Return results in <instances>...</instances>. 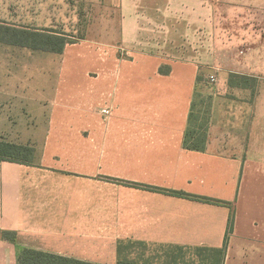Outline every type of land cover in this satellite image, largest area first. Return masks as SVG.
<instances>
[{
	"label": "crops",
	"instance_id": "crops-1",
	"mask_svg": "<svg viewBox=\"0 0 264 264\" xmlns=\"http://www.w3.org/2000/svg\"><path fill=\"white\" fill-rule=\"evenodd\" d=\"M220 4L152 0V54L126 61L109 50L98 61L89 53L46 103L36 96L5 104L0 137L39 152L25 164L0 160V264H18L22 249L118 264L145 257L141 248L152 264L208 263L224 247L230 207L169 191L236 207L223 264H264V54L232 58V18ZM209 24L218 77L208 93L206 149L195 151L184 140L196 93L205 92L202 69L173 55L186 51L184 40L203 39ZM260 36L255 24L244 33ZM232 74L250 81L230 86Z\"/></svg>",
	"mask_w": 264,
	"mask_h": 264
},
{
	"label": "rangeland",
	"instance_id": "rangeland-1",
	"mask_svg": "<svg viewBox=\"0 0 264 264\" xmlns=\"http://www.w3.org/2000/svg\"><path fill=\"white\" fill-rule=\"evenodd\" d=\"M217 1L221 3L222 16L232 18L228 27L233 35L227 40L232 48V58L237 61L244 54L256 51L264 54L261 36L258 40L244 38L245 30L253 24L264 31V0ZM134 3L136 0H0V21L56 31L73 43L61 55L0 43V112H9L5 104L16 98L31 103L32 98L39 96L46 103L54 96L58 82L67 78L70 68L77 64L84 67V59L89 53H95L98 61L109 50L116 51V56L126 61H132L136 53L152 54V0H140L142 7L135 11ZM137 16L139 18H135ZM135 19L139 22H134ZM212 29L213 25H206L203 39L184 40L181 44L186 51L173 55L174 59L200 62L199 78L203 82L204 98L210 97L208 93L215 85L211 77H218L213 63L215 41L211 38ZM160 49L165 50L164 46ZM187 51L191 53L187 54ZM258 82H252V86ZM30 103L27 111L35 112ZM0 133L4 132L0 129ZM3 139L1 136L0 140ZM34 149L32 159L39 152L38 148ZM234 209L236 218V207ZM140 251L146 253L144 260L151 258L152 264L151 251L142 248Z\"/></svg>",
	"mask_w": 264,
	"mask_h": 264
},
{
	"label": "trees",
	"instance_id": "trees-1",
	"mask_svg": "<svg viewBox=\"0 0 264 264\" xmlns=\"http://www.w3.org/2000/svg\"><path fill=\"white\" fill-rule=\"evenodd\" d=\"M0 43L12 47L27 48L34 51H43L53 54L61 55L64 53L69 44H73L69 39L56 31L47 29H37L30 27H19L8 22L0 21ZM163 73V69H161ZM250 81L248 77L232 74L229 79L230 86L244 87V82ZM253 84L255 80H251ZM253 88V87H252ZM210 98H204L201 94L195 96L192 104L191 113L189 117L188 129L185 134L184 146L189 150L205 151L207 144V132L210 122L211 103ZM207 102L209 104L206 106ZM34 155V149L28 146L16 145L0 140V160L12 161L18 163H28ZM157 190V189H155ZM165 191L166 190H159ZM177 196L191 198L195 200H203L212 204H220L229 206L231 209L228 230L225 238L224 247L222 249H215L213 258L206 264H223L229 241L234 233L235 227V209L232 204H228L219 200L195 197L182 192L169 191ZM2 238L12 243L17 242L16 233L3 232ZM120 254L123 248L118 247ZM150 259L144 260L140 255L134 259H122L118 264H150ZM18 264H87L75 260L46 254L43 252L22 249L18 257Z\"/></svg>",
	"mask_w": 264,
	"mask_h": 264
},
{
	"label": "built area",
	"instance_id": "built-area-1",
	"mask_svg": "<svg viewBox=\"0 0 264 264\" xmlns=\"http://www.w3.org/2000/svg\"><path fill=\"white\" fill-rule=\"evenodd\" d=\"M216 81H217V78H216L215 76H212V77H211V82H212V83H215ZM110 112H111V109H109V108H104V109H102V113H103L104 115H109Z\"/></svg>",
	"mask_w": 264,
	"mask_h": 264
}]
</instances>
